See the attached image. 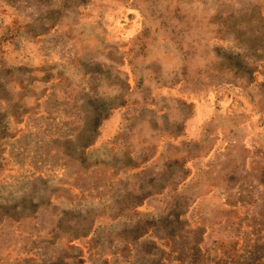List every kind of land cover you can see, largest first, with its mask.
<instances>
[{
  "label": "rangeland",
  "instance_id": "1",
  "mask_svg": "<svg viewBox=\"0 0 264 264\" xmlns=\"http://www.w3.org/2000/svg\"><path fill=\"white\" fill-rule=\"evenodd\" d=\"M0 264H264V0H0Z\"/></svg>",
  "mask_w": 264,
  "mask_h": 264
}]
</instances>
